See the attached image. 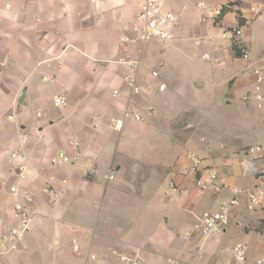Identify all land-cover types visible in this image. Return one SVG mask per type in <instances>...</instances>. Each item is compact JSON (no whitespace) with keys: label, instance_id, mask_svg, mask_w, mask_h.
Here are the masks:
<instances>
[{"label":"crops","instance_id":"crops-1","mask_svg":"<svg viewBox=\"0 0 264 264\" xmlns=\"http://www.w3.org/2000/svg\"><path fill=\"white\" fill-rule=\"evenodd\" d=\"M165 1L162 9L176 14L173 39L166 44L136 40L135 16L143 0H0V234L15 225L7 187L15 182L19 164L10 161L14 150L27 159L21 185L34 197L28 208L31 231L18 251L0 254V264H126L111 251L129 257L131 264H237L225 257L236 244L244 246L245 264L264 261V201L255 211L245 209L254 178L243 176L232 151L214 148L200 127L214 124L212 115L220 110L242 109L246 119L257 117L259 126L227 133L228 139H251L246 148L258 144L264 156V110L235 100L237 90L252 85L242 70L264 67V49L244 41L251 56L244 61L234 54L232 41L223 43L213 16L200 20L201 1L171 0L169 7ZM212 1L231 4L221 22L236 26L243 24L236 18L241 6H264V0ZM123 36L133 42L122 45ZM188 50L213 62L217 80L216 91L201 97L206 79L190 80L186 93L196 99L186 112L183 93L166 83L160 70L175 67ZM122 57L139 60L144 68L137 74V95L122 82L128 74L116 63ZM150 70L159 72L158 80L148 76ZM160 83L163 91L157 90ZM175 93L180 101L173 103ZM55 94L66 97L64 108L53 107ZM202 97L214 102L209 106ZM125 108L142 121L127 119L116 131L110 121ZM201 148L210 156L203 177L216 170L224 178L218 193L199 192L189 172L188 153L200 157ZM58 152L76 159L52 167ZM261 163L255 160L259 168ZM110 173L113 180H107ZM50 177L62 191L56 202L42 191ZM232 190L242 193L230 226L220 236L201 237L194 231L195 216L216 211Z\"/></svg>","mask_w":264,"mask_h":264},{"label":"built area","instance_id":"built-area-1","mask_svg":"<svg viewBox=\"0 0 264 264\" xmlns=\"http://www.w3.org/2000/svg\"><path fill=\"white\" fill-rule=\"evenodd\" d=\"M162 1L163 0H143L140 10L135 16L137 41L148 42L157 40L166 44L173 39L171 27L176 22V16L171 12L162 9ZM223 6L224 5L217 6L218 9L213 16L214 19H217ZM258 8L259 6L254 5L250 8L249 13L252 17H257ZM241 19L246 20L243 15L241 16ZM241 36L242 32L240 28H235L230 31L229 34L225 32L221 34V37L224 40H227L228 37H230L237 49L236 51L240 59L249 61L251 57L250 51L241 40ZM120 42L122 45H129L133 41L129 37L123 36L120 38ZM116 63L124 66L128 70V74L122 78L125 87L132 95L139 94L141 89L137 74L144 69L142 63L139 60L130 59L129 57L119 58ZM250 75L252 78V89L251 91L246 92L241 100L244 103H253L259 110H264V67H250ZM148 76L153 80H158L159 78L157 70L148 71ZM165 87V84L160 83L157 85V90L163 91ZM118 95V91L113 92V97H117ZM52 105L56 109L64 108L67 105V99L64 95L55 94L52 97ZM36 115L37 117L40 116V114ZM11 118L12 116H8V119ZM127 119H133L138 122L142 121V117L139 114L125 108L120 117L114 118L110 121L112 128L116 131H120ZM22 140L25 142L27 136L23 135ZM71 144L74 147L78 146L76 141H72ZM261 153L262 147L260 145L257 144L250 146L243 152L241 159L243 176L254 178L253 186L246 192L245 209L248 212L258 209L264 201V170L255 164V160L261 155ZM188 157L191 160L189 172L195 176L194 180L199 192L204 193L208 190H212L215 193H218L224 185V178L221 177L216 170H209L206 177H203L202 172L206 167L203 166L202 159L193 152H189ZM75 159L76 157L70 159L64 152H58L51 158L50 165L52 167H59L68 164ZM14 160L19 161V164L15 167L13 172L15 182L13 184H8L7 187L10 196L14 199L12 205V219L14 220L15 225L0 234V254H8L19 250L25 236L31 231L33 220V217L28 210V208L34 203L33 194L21 185V181L24 179L27 171V159L21 153V150L17 149L10 154V161ZM113 179V174L110 173L107 175V180ZM56 182L57 180L55 177H50L42 190L49 196L52 202H56L62 193L61 190L54 186ZM59 183L65 185L66 181L60 180ZM5 185V182L2 181L1 186ZM170 187L172 190H175L173 184H171ZM231 192L232 197L221 201L216 211L203 212L200 215L195 216L194 231L201 237L209 238L220 236L228 229L231 224L233 212L240 203L238 194H241L242 191L232 190ZM185 236L189 238L191 233L188 232ZM111 253L116 255L126 264L132 263V260L127 256H122L115 251H111ZM91 259H94V257H91ZM232 259L235 263L244 261V248L235 246L232 251Z\"/></svg>","mask_w":264,"mask_h":264},{"label":"rangeland","instance_id":"rangeland-1","mask_svg":"<svg viewBox=\"0 0 264 264\" xmlns=\"http://www.w3.org/2000/svg\"><path fill=\"white\" fill-rule=\"evenodd\" d=\"M198 1V0H196ZM203 3L202 6L198 5L197 12H200V20L201 17L204 16L205 18H210L215 15V11L218 9L217 4H215L212 0H199ZM240 3V0L235 1L234 4L238 5ZM171 5V0L165 1V6L169 7ZM241 6L240 10L236 12V18L238 22H242L243 24L241 26H236L234 24H230L227 21H222V19L219 20H211L215 24H217L216 28L219 30V35H221L223 32L229 34L230 31L234 30L235 28H240L242 32L241 40L248 41V43H251L253 45H257L261 47V49H264V6H260L258 8L257 17H252L249 13L250 8L253 6ZM201 7L202 9H200ZM164 10V9H163ZM169 12L174 14L173 9H169ZM244 16L246 20H242L241 16ZM246 22V24H245ZM240 25V24H239ZM228 42H231L230 37L226 41H223V43L228 44ZM232 46L234 48V54L239 57L237 53V49L232 42ZM190 50H188V56L184 60L177 61L175 64V67L170 68L169 70L162 69L160 70V74L163 75L164 80L166 83H169L172 85L174 90L177 92L183 93V101L179 100L177 97L178 95L175 93L171 95L170 100H172L173 103L181 102L183 106H187L186 109L189 110L193 109V107H190L192 105L190 102H193L194 99H196V94L193 93L191 96L188 92L189 88V82L191 79H194L199 76H203L206 79V82L209 84V86H206V90L202 91L198 97H201V95L204 96L206 91H212L215 92L213 83L215 80H217L216 73L214 72V64L213 62H205L201 59V56L199 54H194L192 51L190 54ZM243 71V78H249L250 76V68H245ZM158 72V71H157ZM159 73V72H158ZM252 89V85L249 87H246L244 90H237L235 92V100L241 101V96L243 93L249 92ZM170 97V95H169ZM192 100V101H191ZM201 100L207 102V104L210 106L212 105L211 102H214L211 99H208L206 97H202ZM242 109H234V112L227 113L225 110H220L219 112H216L214 115H212V119L214 121V124H205L201 125L202 128L201 134L202 136L206 137L208 141L211 142V145L214 146L215 144H218L219 147L222 146L225 152L230 153V150L232 151L230 153V156L233 159H237L239 163H241L243 152L246 149V146L249 145L251 142V139L249 140H237V141H231L229 140L227 133H235V134H241L244 132H249L251 129H256L257 126H259L258 118L251 116L250 119H246V117L243 115ZM166 141V140H164ZM223 145H220V144ZM193 149V147H188ZM220 149V148H219ZM200 151V158L202 161L206 162V158H210L207 152V150H204L203 148L199 149ZM256 160H262L263 163H261V167L264 170V156L257 157ZM224 162V161H223ZM259 165V163H258ZM164 183H167L166 181ZM184 233V229L182 228L181 234ZM264 241V239H263ZM235 246H239L243 248V244H236ZM235 246H230L231 249L228 252H225V257L232 259V251ZM237 264H245V261L239 262ZM264 264V261L262 262Z\"/></svg>","mask_w":264,"mask_h":264},{"label":"trees","instance_id":"trees-1","mask_svg":"<svg viewBox=\"0 0 264 264\" xmlns=\"http://www.w3.org/2000/svg\"><path fill=\"white\" fill-rule=\"evenodd\" d=\"M230 5H231V4H226V5H224V6L222 7V9H221V11H220V14H219V16L217 17L216 20H219V19H221V18L224 16V14L229 10Z\"/></svg>","mask_w":264,"mask_h":264},{"label":"water","instance_id":"water-1","mask_svg":"<svg viewBox=\"0 0 264 264\" xmlns=\"http://www.w3.org/2000/svg\"><path fill=\"white\" fill-rule=\"evenodd\" d=\"M235 78H233L231 81H230V84H232L234 82Z\"/></svg>","mask_w":264,"mask_h":264}]
</instances>
